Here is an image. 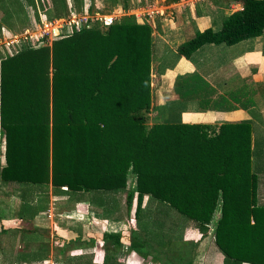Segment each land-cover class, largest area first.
Returning <instances> with one entry per match:
<instances>
[{"label":"trees","instance_id":"1","mask_svg":"<svg viewBox=\"0 0 264 264\" xmlns=\"http://www.w3.org/2000/svg\"><path fill=\"white\" fill-rule=\"evenodd\" d=\"M63 1L47 0L56 15L65 11ZM234 1L241 8L226 14L219 29L196 31L176 52L190 58L206 44L260 36L264 0ZM26 3L34 12L39 5ZM151 33L150 24L129 15L104 31L83 29L1 59L0 179L20 185L23 207L30 190L50 185L55 194L85 198L92 209L109 204L106 191H125V211L134 199L139 209L147 197L164 214L174 213L177 228L188 221L202 235L213 233L223 264H264V204L256 202L251 163L257 141L252 143L250 122L223 123L210 132L204 124L181 121L188 101L201 109L233 108L224 96L213 98L217 90L194 72L175 81V111L146 127L136 113L151 105ZM146 234L145 242L124 244L120 231H105L87 244L107 249L103 264H121L115 260L121 250L148 257V244L158 238L152 228ZM180 239L176 233L169 244Z\"/></svg>","mask_w":264,"mask_h":264},{"label":"rangeland","instance_id":"2","mask_svg":"<svg viewBox=\"0 0 264 264\" xmlns=\"http://www.w3.org/2000/svg\"><path fill=\"white\" fill-rule=\"evenodd\" d=\"M35 1H37L39 5L37 6L36 4V11L34 12V9L27 5L26 0H0V60L21 49L19 46L21 42L20 38L22 39L23 35L26 34L24 32L26 27L30 26V29H35L38 22H41L45 18H50L53 15L55 8L50 3V5H48L47 0ZM229 1L233 2L232 0H222L220 2L221 4H224V2L226 3ZM204 2H206V0H104L101 3L95 4L93 0H65L62 3L65 12L75 10L83 13L87 10L90 13L92 10H100L102 14L115 13L118 17L121 16L120 18H122L123 15L135 17V15H131L132 9H135L138 6H147L148 4H151L144 10L145 13L150 14V18H147V21L138 15L136 16L137 18H135L138 19V22L150 24L152 27L151 35L153 43L150 65V86L153 93L152 102L156 103L162 101V99L157 97L159 90L163 88L165 89L167 86L168 89L172 88V79L175 76V71L180 72L178 74L191 72L193 64L195 62L196 64L199 63V60L209 61V68L213 69L216 64L223 63L224 57L222 56L224 52L227 54L231 49L232 52H236L237 49L241 52L253 51L252 53L254 55H257L260 51H264V48H262L263 50L260 48V45L264 42L263 30V34L258 38L242 40L234 45L206 44L196 50L190 58H186L189 59V61H186L184 56H180L176 52L178 45L191 38L196 31L202 30L207 26H213L217 29L221 26L222 13H224V11L222 9H217L218 7L214 8L216 2L213 0H208V2L214 4L212 5L214 7L207 4L208 2L204 5L212 8L211 13L208 15L197 13L202 9L200 4ZM142 12L143 11H140L138 14L140 15ZM36 13L39 16L38 21H35ZM202 16L204 18H202L200 22L199 17L201 18ZM156 24H159L160 29L155 28ZM97 28L104 31L107 26L98 25ZM12 40H14L13 43L10 42ZM23 46L25 48L26 44L23 43ZM180 58L183 60L181 63L183 66L180 67L179 65L177 67L178 69H174V66L177 65L176 63ZM262 58L263 57L260 56L259 60L263 62L264 59ZM248 64L249 63L242 64V68L244 69ZM200 69V72L197 71V73L202 76L204 69ZM229 79L238 80V78L234 77V74L226 77L227 81ZM225 85L228 88H231L235 86V83H226ZM262 93H264V87H262ZM157 114V110L151 105L149 109H143L136 113L137 116L143 118L144 123L148 128L159 121L160 117L157 116ZM3 143V138L0 137V145L2 146ZM3 151H0V165L2 164L1 160L4 161ZM39 192L40 194L37 196L38 198L36 202L41 205L47 204L48 206L51 203V200H56L52 199L53 197L57 196L56 198H59L57 199L59 201H54L55 203L58 202L56 203L58 207L56 209L57 217L54 215L56 221L54 222L55 225L58 224L59 221V224L61 225H59V227L70 228V230L73 229L75 233L80 230L78 234L81 233L82 238H85L83 244L84 247L88 245L87 243L90 242L91 238H98V240H100L103 233L102 231L110 229L108 222L109 218H112L113 220L115 218L120 220V227L118 229L122 235L121 239L126 238V240H122L124 241V244H127L128 241L132 240L134 242L135 239L140 242H145V237L147 235L146 230L149 228L154 230V233L156 234L153 236L158 239H154V241L147 246L149 250V258L147 260H153L154 263L213 264L216 262L215 257H218L219 261L223 260L221 252L214 244L213 233H205L202 235L198 229L193 226V223L188 221L183 222L182 228H177V218L175 219V216L173 215L174 213L169 210L164 214L163 207L153 201L149 203L147 197L144 198L139 209H137L136 201L134 199L129 211H125V191H106L105 196L109 199V204L103 207H97L92 211V208L85 202V198L75 201L74 198L76 193L71 191H64L55 194L53 186L50 185ZM0 199L4 200L2 194H0ZM62 199H65V201H60ZM27 202L26 205L31 206L35 201L31 203L30 201ZM71 204H73V207L67 209ZM109 205L110 207H108ZM23 209L25 208L23 207ZM4 223L5 226H8L7 222ZM142 223L146 225V230H143ZM158 223H163L161 229L158 228ZM111 228H114V226L112 225ZM174 228L177 229L174 230ZM60 229L56 227L57 232H53H56L58 236H63L62 233H60ZM163 229L168 232H164ZM1 232L0 227V236L2 238L5 234H2ZM179 232H181L182 236V239H180L181 241L169 244V238ZM30 236H34L36 239L39 238V234H33ZM6 237H9V235ZM80 240L82 241L81 238ZM0 243L2 245L1 240ZM70 244L72 243L70 242ZM12 250L13 249L6 250L5 262L11 261ZM103 250L107 251L106 248ZM121 253L124 254L125 257L128 252L121 250L120 254ZM92 255L93 253L83 254L81 261H75V263L85 264L87 261H92ZM132 255L136 257L134 253H132ZM1 258L0 263L4 264L5 262ZM121 262L123 264V261Z\"/></svg>","mask_w":264,"mask_h":264},{"label":"crops","instance_id":"3","mask_svg":"<svg viewBox=\"0 0 264 264\" xmlns=\"http://www.w3.org/2000/svg\"><path fill=\"white\" fill-rule=\"evenodd\" d=\"M93 1L95 4H98L104 0ZM213 1L216 2L215 7L212 6L214 4H211L206 0V2L200 4L202 9H199L200 11L198 10L199 12L197 13L206 15L211 13L212 8L204 6L207 2L211 7H218L217 9H222L224 11V13H222V18L229 12L241 8V5L234 0H232L233 2H224V4H221L220 1L222 0ZM202 18L204 17H199L200 22ZM263 45L264 42L260 45L261 49L264 48ZM252 52L253 51L241 52L238 49L236 52H232L231 49L227 54L224 52L222 56L224 57L223 63L216 64L213 69L209 68V61L199 60L200 64H196L195 62L191 72L178 74L180 72L175 71V76L172 79V88L168 89L167 86V88L159 90L157 97L162 99V101L156 103L152 102V93L151 106L158 112L157 116L160 117L158 122L167 118L172 111L171 109L175 111L174 107L178 104V95L174 90V84L177 77L197 71L200 72V68H203V78L217 90V93L213 98L222 95L229 100V103L233 105V108L229 110L201 109L198 106V101H188L185 103V109L180 115L181 121L204 124L205 126H208V130L211 132L218 130L219 126L223 123L236 124L243 120H248L250 122V127L253 129L251 134L252 143H254V140L257 141L256 154L252 156L251 163L252 171L256 176V202L258 204H264V93H262V87H264V61L262 62L259 60L260 56L264 59V51H260L257 55H254ZM184 59L186 58L184 57ZM186 61H189V59H186ZM182 62L183 60L180 58L176 63L177 65L174 66V69H178L177 67L179 65L180 67L183 66V64H181ZM246 63L249 64L243 69L242 64ZM231 74H234V77L238 78V80L229 79L227 81L226 77ZM233 82L235 83L234 87L228 88L225 85L226 83ZM168 102H173L174 104L169 108ZM3 150L4 143L2 146L0 145V151ZM1 163L3 164L4 161L1 160ZM42 190V187H36L35 189L33 188V190H30V192L27 193L26 198H24L30 201V203L33 201L35 202L32 203L31 206L24 205L25 209H23L20 185L12 181L2 182L0 179V194L4 197V200L0 199V227L2 231L1 233L5 234L2 238L0 236V240L2 241V245L0 243V258L2 257L1 259L5 262L6 250L13 249L11 261L5 262L4 264H47L51 261L57 264H76L75 261L80 262L83 254L91 253H93L92 261H87L85 264H103L106 257L103 248L94 246L90 247V245L84 247L83 244L85 238H82L81 233L78 234L80 230L75 233L73 229L70 230V228L59 227V221L58 224L55 225L54 222L56 221L54 215H57L56 209L58 207L56 203L58 202L55 203L54 201H59L57 200L59 198H56L57 196L52 198L56 200H51V203L48 206L47 204L41 205L36 202L38 198L37 196L40 194L39 191ZM60 201H65V199ZM94 209H96V207H94L92 211ZM4 222H7L8 226H5ZM108 222L110 229H105L102 232L119 231L120 220L109 218ZM112 225L114 228H111ZM56 227L59 229L61 228L60 233H62L63 236H58L56 233ZM53 231L56 232L54 233ZM33 234H39V238L36 239L34 236H30ZM7 235H9V237H6ZM124 239L126 240V238L121 240ZM70 242L72 244H70ZM132 253H134L136 257L133 256ZM132 253L129 255H127V253L125 257L124 254L121 253V255L119 253L115 256V260L117 262L123 261V264H160L159 262L154 263L153 260H147L149 257L141 256L134 251ZM215 260L216 262L213 264H223L222 261H219L218 257H215Z\"/></svg>","mask_w":264,"mask_h":264},{"label":"built area","instance_id":"4","mask_svg":"<svg viewBox=\"0 0 264 264\" xmlns=\"http://www.w3.org/2000/svg\"><path fill=\"white\" fill-rule=\"evenodd\" d=\"M147 6H138L135 9H132L131 15H135V17L138 15L147 21V18H150V14L144 12ZM140 11L143 12L139 15L138 12ZM120 17L121 16L118 17L115 13L102 14L100 10H92L90 13L87 10H85L83 13L75 10L69 12L64 11V13L61 15H56L53 13L50 18L48 17L43 19L41 22H38L35 29H30V26L26 27L24 29L26 34L23 35L22 39L20 38L21 42L19 41V46L23 47V43H25L27 46H35L40 44L50 45L54 39L71 34L72 32H79L83 29L95 28L98 25H104L108 27ZM13 41L14 40L10 42L13 43ZM47 264L57 263L51 261Z\"/></svg>","mask_w":264,"mask_h":264}]
</instances>
